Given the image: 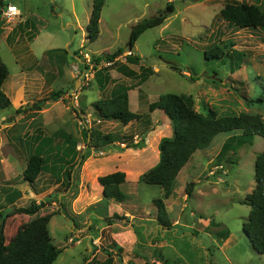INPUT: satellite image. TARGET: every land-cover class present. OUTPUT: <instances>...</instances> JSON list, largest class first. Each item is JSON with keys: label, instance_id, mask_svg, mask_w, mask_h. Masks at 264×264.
Masks as SVG:
<instances>
[{"label": "rangeland", "instance_id": "374dc122", "mask_svg": "<svg viewBox=\"0 0 264 264\" xmlns=\"http://www.w3.org/2000/svg\"><path fill=\"white\" fill-rule=\"evenodd\" d=\"M230 1L264 10V0H103L99 35L89 43L86 26L94 0H7L19 17L8 22L0 13V57L9 70L2 91L11 102L10 109L0 112V206L8 212L36 203L33 197L44 198L46 206L39 215L55 212L48 230L62 250L53 264H83L86 251L93 247L115 250L113 236L126 232L137 236L131 248L146 263L152 262L151 256L160 257L161 264H264V255H258L243 234L250 207L241 203L254 188V160L264 148L263 138L255 136L251 146L234 147L218 165L215 157L230 135H217L207 149L192 155L194 167L180 172L167 199L160 187L139 182L142 174L135 180L137 172H146L155 163L160 140L172 133L162 111H148L160 95L191 96L194 109L201 113L213 109L219 116L260 114L264 120V102H253L264 97V27L238 29L225 23L219 13ZM169 2L174 13L162 25L133 30ZM24 17L29 19H19ZM215 44L224 45L227 55L205 60L204 51ZM119 49L124 52L112 63L91 61ZM52 50L61 51L46 54ZM127 56L139 59L129 62ZM142 68L148 72L140 77ZM130 72L132 76L127 75ZM119 85L129 89V109L142 115L126 126L102 121L92 109V103ZM51 92L59 97L48 100L40 111L28 109ZM18 108L24 111L15 114ZM86 131L113 134L118 141L94 151ZM35 135L39 140L31 141ZM45 139L48 142L41 143ZM141 141V149L127 147ZM74 144L76 155L70 161L68 147ZM34 153L46 163L37 189L31 190L20 174ZM146 154L151 156L147 162ZM118 171L128 178L120 187L130 200L122 205L111 201L113 211L132 203L145 204V209L115 219V213H107L97 178ZM189 182L195 186L184 199ZM13 190L21 192L20 198L9 204L6 195ZM156 199L164 202L172 229L161 228L154 235L158 226L150 209ZM30 219L25 215L6 219V244Z\"/></svg>", "mask_w": 264, "mask_h": 264}, {"label": "trees", "instance_id": "16d2710c", "mask_svg": "<svg viewBox=\"0 0 264 264\" xmlns=\"http://www.w3.org/2000/svg\"><path fill=\"white\" fill-rule=\"evenodd\" d=\"M7 2L0 0V6ZM103 0H94L91 13L86 26V41L94 42L99 35V20ZM174 13V6L169 2L163 11L157 15L144 19L136 25L133 30L150 29L162 25L165 20ZM219 17L227 24L238 29H257L264 27V10L256 4L238 3L230 1L225 4L220 11ZM134 33V32H133ZM131 34V43L135 38ZM229 46H232L229 43ZM224 49L226 51H224ZM55 51L46 52L47 55ZM124 51L121 49L112 54H103L92 57L91 61L95 65L101 63H112L114 59ZM225 46L217 44L204 51V59H218L227 55ZM67 52L65 50V63ZM139 58L127 56L129 62L137 61ZM178 73L181 71L178 67L172 68ZM147 68H142L140 77L144 76ZM102 71H97L95 79L100 76ZM132 76L133 74L127 73ZM9 70L0 57V112L11 108L9 98L2 91L4 82L8 79ZM105 86L109 82V77L105 76ZM102 90V88L100 87ZM129 89L125 86H117L108 97L101 98L92 103V109L96 116L102 121H115L126 126L131 122H137L142 115L132 112L129 109L128 99ZM59 97L57 93L51 92L47 99L34 102L28 107L32 111H40L48 100H56ZM255 103H263L264 97L255 99ZM162 111L169 120L171 126V136L163 137L158 144L159 158L158 162L139 177V182L160 187L164 193V198L171 196L175 189L176 179L183 167L189 162L192 155L200 150L207 149L213 139L221 134L227 133L230 136L223 142L218 154L216 163L221 165V160L226 158L227 154H233V148H240L244 145H252L255 136L264 139V120L260 114L240 113L238 115L219 116L213 109H208L206 113L198 112L194 109V103L191 96L183 94H163L158 100L148 105V111ZM21 108L15 110V114L22 113ZM87 137L91 138L92 146L95 148L109 146L118 141V137L113 134L102 135L96 131H86ZM127 139V138H126ZM39 140V138H38ZM127 147L141 149L143 141L133 145L127 144ZM75 151V144L71 148ZM46 160L39 154H31L26 159V165L22 171V182L29 185L33 184L40 173L45 168ZM70 178V172L66 173ZM123 172H114L97 178V183L102 188V195L105 200L112 199L117 203L129 201L127 194L121 191V185L125 182ZM254 181L253 190L241 201L242 204L250 207L246 221L242 225L243 234L249 240L252 248L258 255H264V148L258 153L254 160ZM195 186V183L189 182L185 185L184 194L188 198ZM19 194V192H16ZM13 195L12 197H14ZM17 199L7 200L12 204ZM46 206V202L36 204L31 202L27 207L12 208L8 212H2L4 206H0V264H53L61 249L56 247L50 237L48 224L55 212L39 215L40 211ZM152 207L156 210V224L163 229L170 230L171 222L167 217L164 202L161 199L152 201ZM14 215H25L31 219L21 225L16 233L6 244L4 228L6 219ZM113 218L119 216L114 214ZM150 264V263H144Z\"/></svg>", "mask_w": 264, "mask_h": 264}, {"label": "crops", "instance_id": "0c3cea01", "mask_svg": "<svg viewBox=\"0 0 264 264\" xmlns=\"http://www.w3.org/2000/svg\"><path fill=\"white\" fill-rule=\"evenodd\" d=\"M1 7L2 6H0V9H1ZM19 19H25L24 21L26 22V20H28L29 18H27V17H24V18H19ZM6 121H8V122H10V119H8V120H6ZM37 135V134H36ZM33 136V137H31L30 138V140L31 141H36V139L38 138V136ZM48 139H45V140H43L41 143H44V144H46L48 141H47ZM76 146V145H75ZM73 147V145L72 146H69L68 147V149H69V151L71 152V154H72V157H71V159H70V161H72L73 160V158H74V156L76 155V150L75 151H72L71 150V148ZM39 150V148H37L36 150H35V152H37ZM201 151H204V150H201ZM47 152V151H46ZM45 152V153H46ZM200 152V151H199ZM196 153V152H195ZM194 156V155H193ZM192 156V157H193ZM151 156H150V154H146L145 155V159H144V161L145 162H147L149 159H151L150 158ZM192 157L190 158V161L192 160ZM158 156L156 157V160H155V163L152 165V166H150V167H147L146 168V171L147 170H149L150 168H152L157 162H158ZM69 161V162H70ZM190 161L183 167V169H192L193 167H194V163H190ZM183 169H181V171L183 170ZM180 171V172H181ZM121 172H123V171H121ZM180 172H179V174H180ZM8 173L10 174V175H13V170H11V171H8ZM144 172H137V174H135V180L137 179V177L139 176V175H141V174H143ZM21 174H22V172H21ZM21 174H20V178H22V176H21ZM178 174V175H179ZM104 176V175H103ZM188 177V176H187ZM38 178H39V176L37 177V179L35 180V182L32 184V185H29V184H27L28 185V187L31 189V190H36L37 188H36V183H38ZM126 179L128 180V178H127V176H126ZM126 181V180H125ZM138 181V180H137ZM177 181V180H176ZM183 181H184V179H183ZM24 183V182H23ZM122 186V185H121ZM185 188V187H184ZM100 189H101V192L100 193H102V188L100 187ZM39 190V189H38ZM37 190V191H38ZM17 192V190H13L12 192H10L9 194H7L6 195V200H12V199H14V198H16L17 197V199L18 198H20V193L19 194H16L15 195V193ZM13 195H15L14 197H12ZM186 198V196H185V194H184V199ZM32 199H35L36 200V203L37 204H39L40 203V201L41 202H45V200H44V198H40V199H42V200H40V201H37V198H35V197H33ZM103 199V198H102ZM9 200V201H10ZM111 201H114V200H112V199H109V200H107L106 202H105V205H106V209H107V213H112V214H116V215H118V216H120V215H125V216H127L128 214L129 215H131L133 212L134 213H140L141 211H143L145 208V204H141V206H139L140 205V203H132V204H129L126 208L127 209H121V208H119L118 209V211H113L114 209H112V207H114V204H113V202H111ZM114 203H117V202H115L114 201ZM117 204H119V205H122V204H120V203H117ZM165 205V204H164ZM152 206V205H151ZM45 208V207H44ZM43 208V209H44ZM135 208H138V211H135V210H133V211H131L130 209H135ZM42 209V210H43ZM165 209H166V206H165ZM41 210V211H42ZM40 211V212H41ZM150 212L152 213L151 214V217H154V218H156V210H154V208L152 207V209H150ZM166 212H167V209H166ZM133 224H134V222H132ZM142 225V224H141ZM143 226V225H142ZM158 226V225H157ZM155 233H154V235H157V233L161 230V227L160 226H158V227H156L155 226ZM171 229H172V227H171ZM145 230H146V227L145 228H143V232H145ZM144 235H145V233H144ZM135 236L136 235H134V233L133 232H126V234H117V235H115V236H113V241H115L117 244H118V246L115 248V250H108L107 252L106 251H102V250H100V248L98 247V248H94L93 247V249H88L87 251H86V253H87V256L86 257H84L83 258V264H144V263H146V261H145V259L146 258H144V257H142L141 255H134V252H133V249L131 248L132 246L134 247V244H135V242H136V238H135ZM128 237H131V239H129ZM137 237V236H136ZM126 238H128V240H127V242L126 243H124L123 242V239H126ZM126 245L127 246H130V249H128L127 247H126ZM150 259L152 260V262L150 263V264H161V262L159 261L160 260V257L158 258V260H156V259H154V258H152L151 256H150Z\"/></svg>", "mask_w": 264, "mask_h": 264}, {"label": "built area", "instance_id": "2783aa9c", "mask_svg": "<svg viewBox=\"0 0 264 264\" xmlns=\"http://www.w3.org/2000/svg\"><path fill=\"white\" fill-rule=\"evenodd\" d=\"M3 2H7V0H3ZM2 20H6L8 22L15 20L18 16L17 9L11 4L6 3L2 6L1 10Z\"/></svg>", "mask_w": 264, "mask_h": 264}, {"label": "water", "instance_id": "95a60500", "mask_svg": "<svg viewBox=\"0 0 264 264\" xmlns=\"http://www.w3.org/2000/svg\"><path fill=\"white\" fill-rule=\"evenodd\" d=\"M106 148H107L106 146L98 148V149L94 148V151H96V150H100L101 151V150L106 149Z\"/></svg>", "mask_w": 264, "mask_h": 264}]
</instances>
